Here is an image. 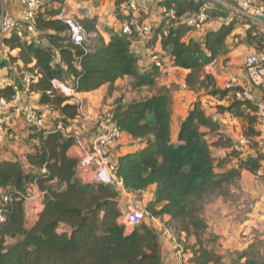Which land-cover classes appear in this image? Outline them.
Returning a JSON list of instances; mask_svg holds the SVG:
<instances>
[{"label": "trees", "instance_id": "1", "mask_svg": "<svg viewBox=\"0 0 264 264\" xmlns=\"http://www.w3.org/2000/svg\"><path fill=\"white\" fill-rule=\"evenodd\" d=\"M42 1L35 18L36 35L28 32L24 21L16 22L7 36L0 32V43L8 48L0 69L7 68L13 78L0 87V102L11 103L14 86H22L20 78L31 72L37 80L29 85L28 94H40L39 104L54 113L48 132L30 127L25 159L0 161V197L2 193L9 197L2 202L0 264H166V232L177 248L191 254L187 264H225V257L214 248L220 245L219 236L209 229L206 206L215 197H229L245 171L259 178L264 168V131L256 103L236 96L243 88L222 87L207 68L240 46L262 52L264 34L259 25L251 19L245 22L246 17L215 0H159L161 21L153 24L146 44L153 47L160 42L173 66L187 71L186 89L197 95L174 138V96L179 86H158L161 66L156 63L141 67L132 45L142 35L106 27L110 36L106 40L97 28L98 16H85L78 20L92 36L76 44L66 22L58 17L66 0H51L57 6ZM129 1L114 0V14L121 23L132 20L133 15L124 10ZM203 8L209 14L206 23L221 24L197 38L193 33L199 28L182 19ZM170 10L176 19L168 15ZM5 11L7 6L0 0V19ZM230 38L237 42H229ZM125 77L131 78L139 96L131 101H125V95L117 97L111 111L135 148L117 157V174L138 201L156 185L153 199L142 207L144 221L130 232L122 222L119 187L85 181L77 174L79 158L70 154L76 143L74 131L65 136L58 127H71L82 113L72 97L53 83L58 80L78 93L108 85L107 98ZM203 96L217 99L215 113L244 120L247 148L234 147L236 139L224 132L223 122L207 113ZM213 148L225 150V156L215 157ZM34 186L43 194L42 208L30 224L26 197ZM154 220L162 223L160 229ZM260 252V243H251L233 251L228 264H264Z\"/></svg>", "mask_w": 264, "mask_h": 264}, {"label": "built area", "instance_id": "2", "mask_svg": "<svg viewBox=\"0 0 264 264\" xmlns=\"http://www.w3.org/2000/svg\"><path fill=\"white\" fill-rule=\"evenodd\" d=\"M146 0H130L124 5L126 13H131L132 20L130 22L122 23L121 30L123 33L131 35L134 30H137L143 38L147 39L151 36L153 23L141 22V8ZM222 3L225 6L235 9L238 13L251 19L259 25V29L264 34V4L259 0H230L232 4L227 3L225 0H215ZM24 9L23 20L26 22L28 32L36 35L37 30L35 26L36 15L42 10V0H20ZM171 18H175V11L170 10L168 12ZM64 20L69 27L72 40L79 45L86 42L89 39L90 34L86 31L79 20L68 14L64 7L62 13L58 16ZM209 18V14L206 9L200 10L198 13L192 14L186 18H183V22L192 27L200 28L206 23ZM16 21L13 16L5 11L0 19V32L2 35H9L11 29L15 25ZM153 62L158 66H162L161 59L157 56H153ZM243 77H234L232 83H229L227 87L239 85L243 88V91H237V98L248 99L257 105V117L259 125L264 130V50L260 53H252L245 59ZM37 80V76L31 72H25L20 81L22 86L16 84L14 86L15 96L11 103L1 100L0 107H14L17 111L21 110L24 120L29 127H34L38 130H46L45 117L41 115L35 107L28 103V87L31 83ZM8 78H3L0 81V87L9 84ZM56 87H59L62 92L71 96L72 99L77 98V93L73 88L67 87L58 80L53 81ZM79 105L81 113L83 110V103L80 99H76ZM96 132L91 141L85 142L81 139L80 135L74 132L76 143L81 149V156L77 164V174L85 181H102L111 184L116 183L121 191V197L129 192L124 187L123 179L117 174V160L113 156V150L119 143L123 136L122 131L115 121H113V113L111 110L100 113L95 119ZM65 136L71 135L72 130L59 125L58 127ZM32 144H38L37 140H33ZM248 141L240 134L236 139L235 148L243 149L247 148ZM263 170V169H262ZM262 170L260 174H262ZM43 194L35 186L32 187L31 193L26 197L28 203L38 202L42 200ZM9 197L2 193L0 197V221L4 220V213L2 208V202H7ZM123 211L122 222L126 225L127 231L130 232L135 225H139L145 219V212L138 202L129 200L128 203L120 205ZM171 240L170 235L166 232L163 237ZM164 242V241H163ZM185 254L182 249L177 248L175 245L174 251H172V263L169 264H187Z\"/></svg>", "mask_w": 264, "mask_h": 264}, {"label": "crops", "instance_id": "3", "mask_svg": "<svg viewBox=\"0 0 264 264\" xmlns=\"http://www.w3.org/2000/svg\"><path fill=\"white\" fill-rule=\"evenodd\" d=\"M148 1H151V0H146L144 2V5L142 6V8H147V11H145V12H146V15L148 14L149 16L144 18V16H145L144 11L141 10L142 14L140 12V14L142 16L144 13L143 22H149L150 21L153 24H158L161 21V15H160L161 9H159V7H157L158 8L157 11L151 12L149 10V7H148L150 5H147ZM2 2L7 6V12L13 16V18L16 22L24 21L23 20L24 9H23V6L21 5L20 0H2ZM99 3L100 4L98 6L94 7L90 3H84V5H82V6L80 4L73 5V2L71 1L68 5L67 4L65 5V8H66L68 14L76 17L77 19L83 18L85 16L97 15L98 16L97 28L104 35L105 39L109 40L110 36L105 31L106 27L114 28L115 30H119L122 23H121V20L118 19V17L114 14V5H113L114 0H102ZM56 5H58V4H56ZM80 8H82V9H80ZM149 12H150V14H149ZM206 24L207 23L203 24L201 27H203ZM220 24H221V22L209 23V25L207 26V29H205L203 31V33L199 32L201 29V27H200L196 32L193 33V36L200 38L204 35V33L207 30H210V29L215 30L220 26ZM91 36H92V34H90L88 40L91 39ZM150 38H151V36L147 39H150ZM147 39L141 38L139 41H135L134 44L132 45L133 51H135L138 55H140L141 67L146 68V67L150 66L152 63H154L153 62V56L154 55H157L161 59L163 64H166L167 66H173V61H172L170 55L162 49L160 42H157L153 47H150V46H147V44H146ZM230 40L232 41V38L229 39V42H230ZM0 46L2 47V50L4 51V55L2 56L0 54V56H1V58H5L7 55L8 48L1 43H0ZM212 66H210V67H212ZM173 67H175V66H173ZM210 67L207 68L208 71H209ZM178 69L181 70L182 72H184V74L186 76V74H187L186 70H183L180 68H178ZM162 72H164L163 71V65L161 66V76L163 74ZM209 72H211V71H209ZM212 73L215 74L214 72H212ZM161 76L158 79V86L166 85L164 83L161 84V82H160ZM215 76L218 80V83L222 87H224V85H222V83H220L218 76L216 74H215ZM238 77H240V78L243 77V74L242 73L239 74ZM3 78H8L9 81L11 79H13L11 75L9 76V71L7 68L0 69V81ZM126 78H128V77H125L124 79H120L117 81V83H116L117 89L113 92L112 95L107 96V98L105 96L107 93L108 85H104L103 87H101L100 89L95 90V91L86 92V93H82V92L77 93V98L72 99V101L77 103L76 99H80L83 103L84 112L82 113L81 118L78 121H75L74 124L71 127H69L68 129L79 134L81 139L84 140L85 142L91 141L95 135V132H96V129H95L96 125L94 123V119L98 115L97 113H99L101 111H105L106 109H108L109 103H112L110 108H113L114 100L117 97L124 95V94H120L118 92L119 91L118 87H119L120 82L122 80H125ZM166 86H171V85L168 84ZM130 88H131L130 90L132 91V93L134 95V98L138 97L139 93L135 90H132L131 86H130ZM180 89L181 90L186 89L185 78L183 81V85L180 86ZM186 90H188V89H186ZM178 92L179 91L177 90L175 92V96H174V114H173V123H172V133H173L174 138L177 137L181 120L186 116L188 110L191 108L192 103H193V101H192L191 105L189 106V108L184 113L183 112H182V114L180 112L176 113V102H177L176 101V93H178ZM189 92H191V91H189ZM145 93L146 92H143V95H145ZM39 97H40V94L32 92L30 94V97H28V99L36 100V107L43 113V116L45 117L46 127L51 128L53 126L52 117L54 116V113H52L50 111V109H48L47 107L39 104ZM104 97H105V99H104ZM132 99L133 98L128 100V98L125 97V101H131ZM203 105L205 108L204 103H203ZM15 111L17 112L16 109H14L12 111L10 107H0V121L3 123L5 122L8 126H10V127H6L4 125L0 126V161L6 160V159H14L17 157L21 158V159H25L26 154L28 153V151H30V147L28 145L27 139H28V136L31 132V128L29 126H27V124L24 120V117L21 116V114H19V113H15ZM207 113L213 115L215 117V119H218L219 121H221L223 123L225 122L224 116L228 114V113L217 114V113H212V112H208V111H207ZM228 115H230V114H228ZM223 130H224V132L228 133L227 131H225V129H223ZM81 134L84 135V138L81 136ZM229 135L232 137L231 134H229ZM262 137L264 138V132H263ZM124 138L127 140V144H126V142L124 143V141H123L124 144H121L122 139H124ZM130 142H131L130 139L126 135L123 134L122 138L120 139V141L118 143L119 145L117 144L118 145L117 148H114V150H113V156L117 159V157L119 155L132 151L135 147L130 145ZM212 150H213V154L215 157L220 158V157L225 156V150H223V149L213 148ZM70 154L73 156H76V157H80L81 156V149L77 145H74L70 150ZM245 173H249V172L245 171L243 173L242 180L244 178ZM249 174H251V173H249ZM155 190H156V185L150 186L144 192V196H143L142 201H138L137 198L131 193H129L130 195L124 194V195H122V197H120V205H124V204L128 203L129 200H131V201L138 202L141 205V207H143V206H145V204L148 201L153 199ZM28 205L29 206H27L26 209L28 212L29 223L31 224L35 221V219L37 217V213L41 210L42 203L40 200L38 202L28 203ZM207 206H206V208H207ZM217 219H220V218L216 217V223H219L220 221ZM154 222H155V225H157V228L160 229L162 226V223L158 220H154ZM207 222L209 225V229L211 231H212V229L215 231L216 230L215 228L217 227L215 222L208 220V219H207ZM163 244H164V242H163ZM236 248H237V250L241 251V250L246 249L247 247L244 248L243 246H240V247L238 246ZM240 248H244V249H240ZM237 250H234V251H237ZM163 258H164L166 264L172 263V251L170 250L169 245L164 244V246H163Z\"/></svg>", "mask_w": 264, "mask_h": 264}, {"label": "rangeland", "instance_id": "4", "mask_svg": "<svg viewBox=\"0 0 264 264\" xmlns=\"http://www.w3.org/2000/svg\"><path fill=\"white\" fill-rule=\"evenodd\" d=\"M66 4L68 5L71 1L73 5L80 4L81 6L84 3H90L94 7L98 6L100 1L98 0H66ZM46 2H51V0H46ZM98 2V3H97ZM159 0H151L148 1L147 5L149 10L157 11V7ZM97 5H96V4ZM52 5L58 4L56 1L50 3ZM57 6V5H56ZM82 9V8H80ZM144 11L143 16L144 18L149 16L146 15L147 8H142ZM150 14V12H149ZM245 22L247 18L244 19ZM209 23L201 27L200 33H203ZM245 28V27H244ZM243 27H239L238 31H242ZM230 42H237L236 39ZM254 49L247 46H240L239 48L232 51L225 59V57L220 58L212 67L209 68V71L214 72L224 87H227L229 83H232L234 77H238L239 74L243 72L245 59L248 55L254 53ZM0 54L3 56L4 51L0 46ZM0 59L1 56H0ZM163 71L161 76V84L164 83L166 85H178L179 92L176 93V113L182 112L184 113L189 106L191 105L192 101L196 98V93L189 92L186 89H180V86L183 85V81L185 78L184 72L179 70L173 66H167L163 64ZM238 75V76H237ZM131 78L128 77L125 80H122L118 87V92L120 94H124L125 97L129 99L134 98L132 91L130 90L131 86ZM133 90V89H132ZM146 92V91H144ZM203 103L205 104V109L208 112L215 113L216 111V103L218 102L217 99L203 96L202 97ZM28 103H30L33 107H36V100L28 99ZM225 102H221L224 104ZM227 104V102L225 103ZM112 103L108 104V109L110 108ZM104 111L97 113L98 115ZM15 113L21 114L23 116L22 111H15ZM43 115V113L41 114ZM97 115V116H98ZM228 115V114H227ZM225 115L224 117V129L229 134L232 135L233 138L237 139L243 131V124L244 120L238 119L232 115ZM96 116V117H97ZM4 125L8 126L5 122L0 121V126ZM84 138V135L81 134ZM126 142L127 140L124 138L122 139V143ZM262 143L264 144V138H261ZM119 145V144H118ZM117 145V146H118ZM117 146L115 148H117ZM262 174L259 178H256L252 174L245 173L243 180L239 183L238 186L231 188L230 193L231 195L228 197H215L213 200L210 201L206 210L205 216L208 220L215 222L217 227L212 232L219 236V243L218 246H213L218 252H220L225 258V264L229 263L230 254L237 250L236 247L243 246L244 248L248 247L251 243L259 242L261 255L264 257V169L262 170ZM216 217L220 218L217 219L220 222L216 223ZM157 227V225H155ZM159 227V226H158ZM164 244L169 245L171 251H174L175 245L166 237L163 239ZM194 241L192 238L191 242ZM240 248V249H244ZM191 254L187 252L185 259L188 262Z\"/></svg>", "mask_w": 264, "mask_h": 264}, {"label": "water", "instance_id": "5", "mask_svg": "<svg viewBox=\"0 0 264 264\" xmlns=\"http://www.w3.org/2000/svg\"><path fill=\"white\" fill-rule=\"evenodd\" d=\"M264 19V18H263ZM112 185L116 186V183L115 182H112L111 183ZM138 226V225H135V227Z\"/></svg>", "mask_w": 264, "mask_h": 264}]
</instances>
